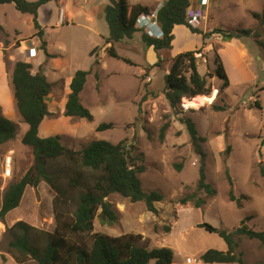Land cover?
Segmentation results:
<instances>
[{
  "label": "rangeland",
  "instance_id": "374dc122",
  "mask_svg": "<svg viewBox=\"0 0 264 264\" xmlns=\"http://www.w3.org/2000/svg\"><path fill=\"white\" fill-rule=\"evenodd\" d=\"M157 1L161 0H150L151 12L161 7ZM233 1L242 2L224 0L223 3ZM191 2L193 4L194 0ZM107 3L108 0H65L64 4H59L58 0H49L37 14L40 28L48 26L43 27L42 35L35 31L34 16L19 11L14 3L2 5L0 23L9 30V36L0 34V39L8 49L24 54L37 46L64 54L55 57L57 63H54L59 68L50 73L53 78L47 97L49 114L40 126V136L59 135L61 142L74 150L100 139L114 144L125 140L130 165L137 170L143 168L138 174L144 190L163 194L164 198L156 202L157 214L147 209L145 201L134 202L120 193L110 194L107 199L116 219H102L98 214L94 232L112 236L132 233L149 248L168 246L175 255L172 264H239L204 262L201 255L208 249L226 251L229 246L218 233L209 232L199 224L205 221L232 232L244 219L253 229L264 230V24L250 14V10L263 12L264 0L260 4L241 3L229 12L227 8L217 10L211 4L212 13L195 26L202 30L205 27L206 32L216 28L232 30L257 26L258 38V35L246 34L235 40L221 33L202 38L187 34V28L178 25L170 48L160 49L153 55L142 40V32L138 31L133 37L112 44L117 56L110 55V44L104 48L109 35L104 17ZM59 9L64 13L65 22L57 26L55 17ZM93 50L94 55H91ZM188 50L197 51L199 72L207 78L212 93L192 101L185 97L172 107L165 96V74L172 58ZM217 53L229 77L230 85L225 88L223 80L216 75ZM96 55L101 61L98 69L92 68ZM36 68H32L34 73ZM79 69H92L80 94L81 103L93 115L92 121L65 114L70 82ZM2 104L18 131L14 139L0 145V209L9 184L34 163L33 149L22 143L28 125L13 95L6 94ZM214 105H223L225 110L217 111ZM188 119L195 124L197 135L206 140L192 141L190 122L185 121ZM101 123L112 126L98 130ZM165 123H169V127L162 136ZM228 146L231 151L226 156L223 151ZM196 148L206 153L204 159ZM6 156L12 157L10 177L4 173ZM178 163H183L181 170L176 166ZM203 164L213 193L198 188ZM232 190L236 200L231 198ZM77 194L70 193V199ZM193 194L204 201L202 207H195L192 202L181 203L183 197ZM55 195V190L44 180L38 186L28 185L20 205L0 219V264H19L8 252L9 228L17 221H26L50 233L55 231ZM237 199H241L242 207ZM74 208V204L68 206V209ZM167 226L171 227L169 232L165 230ZM81 238L87 245L91 244L90 235ZM237 240L236 252L243 254L246 264L264 261V245L260 240L246 236ZM188 257L195 261L188 263ZM27 264L37 263L29 258ZM148 264L156 262L150 260Z\"/></svg>",
  "mask_w": 264,
  "mask_h": 264
},
{
  "label": "trees",
  "instance_id": "16d2710c",
  "mask_svg": "<svg viewBox=\"0 0 264 264\" xmlns=\"http://www.w3.org/2000/svg\"><path fill=\"white\" fill-rule=\"evenodd\" d=\"M47 1L49 0H0V8L5 3H14L19 11L32 14L35 26L39 29L37 34L42 35L36 19L38 10ZM190 6V0H164L156 12L163 36L155 37L149 35L146 29L141 28L138 23L143 14L151 13L148 6L131 4L127 0H108L104 7V17L109 27L107 42H119L141 31L143 42L158 52L160 49L172 46L175 38L174 30L178 25L189 28L192 33L201 35L202 38H207L213 33H221L222 36L228 38L258 34L246 28L236 30L216 28L211 32H204L191 24L187 13ZM254 17L264 23V11L254 13ZM4 33V28L0 24V34ZM94 50L91 55H94ZM109 53L117 56L113 46L109 47ZM196 53V50L178 53L173 58L168 73L165 74V96L172 107H175L185 97L192 101L196 97L212 93L207 78L199 72ZM47 55L50 56V54ZM95 57L92 68L97 67L98 69L101 61L98 55ZM215 62L217 64L216 75L223 80L225 88L230 85V82L219 53L215 57ZM32 68L33 65L29 62L17 61L12 73V82L17 109L23 121L28 125L22 136V143L33 149L34 163L18 180L12 181L5 190L0 219L20 205L28 185L38 186L44 180L56 192L53 205L57 226L55 231L50 233L26 221H17L9 228L11 239L8 252L19 264H27L29 258L37 264H148L150 260H155L156 264H172L175 255L173 249L168 246L149 248L148 245L140 243L138 235L132 233L112 236L103 232H94V220L98 214L102 219L105 217L110 220L116 219L111 203L107 199L110 194L120 193L134 202L145 201L147 209L156 214L159 212L156 202L164 198L163 194L157 190L150 192L144 190L138 174L143 168L140 167L137 170L130 165L129 149L125 140L114 144L100 139L92 141L81 150H74L66 147L59 135L40 136V126L49 114L47 97L51 92L52 84L44 73L43 66L35 73ZM91 70L79 69L75 72L65 104L66 116L93 120L90 110L80 100V94ZM256 104L260 106L259 101H256ZM213 107L217 111L225 110L223 105ZM185 121L190 122L194 143L206 140L197 135L195 124L191 119ZM111 126V123H101L97 129L103 130ZM168 127L169 123L162 126V136ZM17 131V124L0 110V145L14 139ZM196 150L202 153L204 159L206 153L200 148ZM230 151L231 147L228 146L223 153L227 156ZM176 166L181 170L183 163H178ZM262 172L264 173V169ZM206 180V169L203 164L198 188L213 193L214 189ZM72 192L78 193L74 199H70L72 194H69ZM231 198L236 200L233 190ZM237 200L239 207H242L241 199ZM189 202H192L195 207H202L204 203L196 194L187 195L181 199L182 204ZM72 204L75 208L68 209V206ZM246 218L249 219V217ZM241 223L232 232L205 221L200 223L199 225L207 231L218 233L229 246L226 251L208 249L201 255V259L206 263L246 264L243 254L236 252L239 246L237 238L246 236L258 239L264 245V230L253 229L246 224L244 219ZM165 230L169 232L171 227L167 226ZM84 235H90L91 244L87 245L81 240ZM254 264H264V261Z\"/></svg>",
  "mask_w": 264,
  "mask_h": 264
},
{
  "label": "crops",
  "instance_id": "0c3cea01",
  "mask_svg": "<svg viewBox=\"0 0 264 264\" xmlns=\"http://www.w3.org/2000/svg\"><path fill=\"white\" fill-rule=\"evenodd\" d=\"M209 1L210 2H209L207 7L201 6L200 0H198V1L194 0L193 4L191 2V6L194 7L195 9L198 8V7L204 9L205 10L204 13H205L206 19H207L208 13H212L211 7L209 8V6L211 4H212L213 7L217 8V10H222L224 8H227V12H229V11H234L236 9V7L238 8L239 4H241V3H252V2H258V4L262 3V0H241L242 1L241 3L239 1L238 2H234L233 1V3L231 2L230 4L225 5L223 3L224 0H209ZM149 2H150V0H135L131 4H141V5L148 6V7L151 8V5L149 4ZM157 2H159V6H161L164 3V0L157 1ZM58 3L59 4H64L65 0H58ZM159 8L155 9L156 12H157V10ZM60 10L61 9H59L58 17H57L58 12H56V17H55V19H56L55 25H57V26H59V25H61V24H63L65 22L64 13H63V15H61V11ZM0 11H1V8H0ZM152 12H154V11H152ZM254 13H262V12H255L253 10H250V14H251V16H253V18H255L254 17ZM255 19L258 20L257 18H255ZM258 21L260 22V20H258ZM147 23L149 24V21ZM261 24H264V23H261ZM1 25L3 26L4 32H5L4 34H1V35L9 36V30L7 28H5L3 24H1ZM41 27H42L41 31H43V27L47 28L48 26L45 25V26H41ZM177 27L178 26L175 27V30H176ZM256 27H254V28H246V29H252L253 31L256 30L255 32H257ZM236 29H239V28H235V29L233 28L232 30H236ZM38 30L39 29L36 28V26H35L36 33H38ZM154 30H156V29H154ZM175 30H174V35H175L174 40L176 39ZM187 30H188V31H186L187 34H191V35L195 34V33H192L189 28H187ZM203 31L206 32L205 27H204ZM16 32H19V31L16 30ZM95 32H96V30H95ZM43 35H44V32H43ZM257 35L258 36H256V35L255 36L258 38L259 37V33ZM125 39H123L122 41H124ZM232 39H235V37H232ZM257 42H258V40H257ZM114 43L115 42H113V43H108L107 42L106 45L104 46V48H106L108 44H110L109 46H112V44H114ZM258 43L262 45V43H260V41ZM36 47L37 46H34V48H36ZM147 48L153 55H155V51H154L153 47L147 46ZM36 52H37L36 56L31 57V56H28V52H25L23 54V52L21 53L20 51H14L13 49H8V45H5L4 41L0 39V110L7 117H8V113H7L8 111H7V109L4 108L5 106L2 104V98L5 97L6 94L8 95V93H11L13 95L14 102H15V105H16V100H15V97H14V86H13V82H12V73H13V69H14L15 63L17 61H19V60H23V61L29 62L33 66H37V68L35 69V72H37L39 70V68L41 66H43L44 73L46 74L49 82L50 81L52 82L51 78H53V75H50V73L51 72H56L58 70V68H59L57 66V64H55V63H57V61H55L56 60L55 57L64 56V54H62V53L50 52V51H48V49H38V47L36 48ZM181 52H183V51H181ZM41 53H43V56H41ZM178 53H180V52H178ZM47 54H50V56H48ZM173 58H172V60H173ZM8 118H10V117H8Z\"/></svg>",
  "mask_w": 264,
  "mask_h": 264
},
{
  "label": "built area",
  "instance_id": "2783aa9c",
  "mask_svg": "<svg viewBox=\"0 0 264 264\" xmlns=\"http://www.w3.org/2000/svg\"><path fill=\"white\" fill-rule=\"evenodd\" d=\"M209 2H210L209 0H200L201 6H205V7L208 6ZM204 11L205 10L200 7L195 9L194 7L190 6L188 8L187 13H188V17L192 25L196 26L197 23H199L201 18L206 17ZM61 15H63L62 11H61ZM148 21H149V24L147 23ZM151 25H158L156 12H151L149 14H143L139 19V26L146 29L148 34L151 36H158V37L163 36V31L161 29L159 32L153 31L150 28ZM36 54H37L36 48L28 49L29 56L34 57L36 56ZM4 173H5V176H8V177H10L12 174V157L11 156H6L4 160ZM194 261L195 259H192L190 257L187 258L188 263H193Z\"/></svg>",
  "mask_w": 264,
  "mask_h": 264
},
{
  "label": "clouds",
  "instance_id": "9594fccd",
  "mask_svg": "<svg viewBox=\"0 0 264 264\" xmlns=\"http://www.w3.org/2000/svg\"><path fill=\"white\" fill-rule=\"evenodd\" d=\"M140 19V18H139ZM138 23H139V21H138ZM142 28V27H141ZM150 28L153 30V31H157V32H159L160 31V29H161V27L159 26V24L158 25H151L150 26ZM154 29H156V30H154ZM162 30V29H161ZM163 31V30H162ZM155 37H158V36H155ZM160 37H162V36H160Z\"/></svg>",
  "mask_w": 264,
  "mask_h": 264
}]
</instances>
